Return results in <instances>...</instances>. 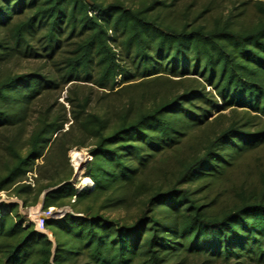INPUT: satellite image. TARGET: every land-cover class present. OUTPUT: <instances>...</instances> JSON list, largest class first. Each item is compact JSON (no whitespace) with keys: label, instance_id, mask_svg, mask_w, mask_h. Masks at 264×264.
<instances>
[{"label":"trees","instance_id":"trees-1","mask_svg":"<svg viewBox=\"0 0 264 264\" xmlns=\"http://www.w3.org/2000/svg\"><path fill=\"white\" fill-rule=\"evenodd\" d=\"M256 152L264 0H0V264H264Z\"/></svg>","mask_w":264,"mask_h":264},{"label":"rangeland","instance_id":"rangeland-1","mask_svg":"<svg viewBox=\"0 0 264 264\" xmlns=\"http://www.w3.org/2000/svg\"><path fill=\"white\" fill-rule=\"evenodd\" d=\"M190 1L192 0H180V3L181 5H183L184 3H189ZM196 1V4H199L200 2L204 1V0H195ZM33 62H23L20 67H24V68H28L30 65H32ZM34 64V63H33ZM35 65V64H34ZM91 85V84H90ZM78 86H81L80 90L79 91H83V90H90L89 88H85V87H89V86H84L82 82H79ZM94 90L96 91L97 89L94 88ZM67 93H68V87L65 88V90L61 93V97L59 98V103H63L65 104V106L67 107V109L69 110L70 109V105L65 101V97L67 96ZM60 107V106H59ZM66 128L68 127V124H66L65 126ZM73 149H76V148H73ZM71 149V150H73ZM71 150L69 151L68 153V157L71 161L72 157L70 155V152ZM82 153H85V154H90V152L88 151L87 148H82V149H76ZM264 156V153H260V152H256L255 155H253L252 157L249 158L248 161H246V163L248 162V164H251V165H254L255 164V161H256V157L257 156ZM258 156V157H259ZM241 172V170L239 171ZM243 172H246L243 171ZM248 172H246L245 174H247ZM80 176H85V169H83L81 171V173H79L78 177H73L71 179V181L73 182V184L75 185V187H78V184L80 182L79 180V177ZM84 189V188H82ZM222 200L224 201L225 198L222 197ZM2 201H5V202H18V203H21L17 198L15 197H9L6 195V193H0V202ZM218 203H221V202H218ZM217 203V204H218ZM56 209H59V208H56ZM40 211V205H36V206H33V207H29V208H23V207H20V212L22 213V215L24 216L23 218L27 221H31V222H34L36 217H35V212H39ZM45 233H47L48 235H50V232L49 231H45ZM188 264H195L194 262H190ZM218 264V263H216Z\"/></svg>","mask_w":264,"mask_h":264},{"label":"bare ground","instance_id":"bare-ground-1","mask_svg":"<svg viewBox=\"0 0 264 264\" xmlns=\"http://www.w3.org/2000/svg\"><path fill=\"white\" fill-rule=\"evenodd\" d=\"M70 155L72 157V161L77 166L79 164H81L82 161H88L90 159L89 154L87 155V154L82 153L76 149L71 150ZM81 171L82 170H79V173H81ZM79 180H80V182L78 184V187H80V188H92L94 185V182L88 176H80ZM38 215H39V212H35V217L36 216L38 217Z\"/></svg>","mask_w":264,"mask_h":264},{"label":"water","instance_id":"water-1","mask_svg":"<svg viewBox=\"0 0 264 264\" xmlns=\"http://www.w3.org/2000/svg\"><path fill=\"white\" fill-rule=\"evenodd\" d=\"M85 166H86V162L82 161L81 164L79 165V167L77 169H74V175H73V177H78L79 170L85 169ZM54 189L55 188H48V189H46L41 194V196L39 197L38 205H40V211L42 210V206H43V203H44L45 195L48 192H50V191H52ZM67 212H71V209L69 207H62V208H59V209H54V211L52 213V218H61ZM40 216H41V214H40Z\"/></svg>","mask_w":264,"mask_h":264},{"label":"built area","instance_id":"built-area-1","mask_svg":"<svg viewBox=\"0 0 264 264\" xmlns=\"http://www.w3.org/2000/svg\"><path fill=\"white\" fill-rule=\"evenodd\" d=\"M88 155V154H87ZM89 160L88 161H84V162H86V164L89 162V161H91L92 160V156L91 155H89ZM71 165L73 166V168L74 169H77L78 167H79V165L77 166V165H75L74 164V162L72 161V159H71ZM76 188H78L79 190H81L82 188H80V187H76ZM54 209H56V208H54V207H51V208H49L48 210H41V211H39V215H38V217L35 219V221H34V223L36 224V228H37V230H39V231H41V232H45L46 231V229H45V221L47 220V219H51L52 218V213H53V211H54ZM40 214H41V216H40Z\"/></svg>","mask_w":264,"mask_h":264},{"label":"crops","instance_id":"crops-1","mask_svg":"<svg viewBox=\"0 0 264 264\" xmlns=\"http://www.w3.org/2000/svg\"><path fill=\"white\" fill-rule=\"evenodd\" d=\"M19 212H20V210H19ZM21 213V212H20ZM21 215H22V213H21ZM23 216V215H22ZM24 217V216H23ZM28 222V221H27Z\"/></svg>","mask_w":264,"mask_h":264}]
</instances>
